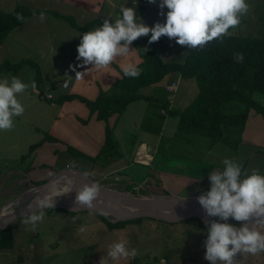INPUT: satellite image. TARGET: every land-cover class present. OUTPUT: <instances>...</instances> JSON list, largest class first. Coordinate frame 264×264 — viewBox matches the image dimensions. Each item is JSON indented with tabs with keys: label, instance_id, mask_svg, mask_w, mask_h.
<instances>
[{
	"label": "rangeland",
	"instance_id": "374dc122",
	"mask_svg": "<svg viewBox=\"0 0 264 264\" xmlns=\"http://www.w3.org/2000/svg\"><path fill=\"white\" fill-rule=\"evenodd\" d=\"M159 3L160 0H156V3H149L148 0H0V9L5 12L14 10L17 4H25L31 8L44 10L46 16L41 22L40 13L36 11L30 19L12 30L0 45V66L6 62L18 64L25 59L32 60L39 66L37 68L32 64H25L18 73L0 72V80L7 78L10 81L12 77H17L29 85L26 91L17 94V100L24 107L23 115L13 118L12 129L0 130V207L14 198L12 195L17 196L31 186L45 182L44 180H48L57 172L56 170L53 174L52 170L48 171L47 165L53 167L55 157L60 154L58 149L51 154L43 155L46 149L54 147V150L59 146L56 142H50L49 138V136L54 137L52 129L60 119L58 111L61 103L57 101L63 97L60 96L63 94V89L67 93L72 88L82 92L85 89L82 85H85L87 75L82 74L81 71L86 66H81L82 61L77 60V46L85 32L74 28L68 19L47 14V11H57L72 16L76 22L84 24L96 18L103 22L105 19L115 22L121 17V6L135 7L137 16L147 26L152 27L157 22L164 23L166 19L168 9L166 7L161 9ZM246 3L249 5V10L241 18V23L234 28V32L248 37H264V0H246ZM150 35L151 33L137 39L144 49L154 50L164 61L181 60V53L186 46L179 45L175 38L169 39L167 36H162L157 42L149 44ZM129 47L130 52L127 56L117 57L114 60L115 67L116 64L134 65L139 51L134 42ZM123 60L126 63L123 64ZM173 79L179 81V85L172 104L169 103L168 106L183 110L197 96L199 85L195 78L187 79L180 75H167L160 82L165 87ZM33 81L36 84L35 88L31 87ZM66 83L67 87H65ZM41 90L46 93L49 90L54 98L58 97V99H40L39 95L43 92ZM148 91L149 88L144 87L143 92L148 93ZM162 96L166 99L169 93L163 90ZM159 108L160 106H155L144 99L132 102L125 112L126 115L121 117L117 125L113 136L116 140L104 144L101 149L104 157L99 162H107L109 157L113 158L114 153L111 164L117 168L113 172L110 169L104 170L105 168L101 169V172L88 170L92 178L121 182L130 190L145 195L168 193L187 197L210 190L211 172L217 170V166L223 169V163L214 160V153H218L216 149L220 148L222 151L227 148L224 146L226 144L229 153L237 150L238 157L242 153L238 142L243 131L238 130L239 126H225L223 138L226 140L222 138L224 142L210 148L207 155L215 167L198 162L199 168H208L207 182L197 178L189 184L182 183L181 177L184 172L182 166L189 158L187 155L198 154L200 158H197L203 160L201 157L204 156V151L197 150L195 142L199 143L200 140L199 148L206 150L209 148L206 144L210 139L202 134L196 136L185 134L178 128V117L170 114L159 115ZM235 135L236 141H234ZM245 137L242 136L243 140ZM143 141L148 143L150 151L160 155L159 161L164 160V157L173 159L174 162L168 164L171 166L170 170H174L169 177L162 179L154 175L155 169H159L157 168L159 164L150 172H146L147 167L143 166L144 164L134 161L135 150ZM37 142L40 147L32 148ZM113 145L116 146L114 151H112ZM147 148L142 147L141 152L144 150L150 153ZM144 152L142 156H145ZM79 154L82 157L84 153ZM222 157L225 159L227 156ZM40 158H43L44 162L38 164ZM148 158L146 156L145 160ZM240 159L238 158L237 161ZM255 160H248L247 166L243 169L249 174L253 169H258L263 175V164ZM85 164L88 165V162ZM92 164L95 166L93 162ZM130 164L134 166L130 167ZM70 165L83 168L76 162H70ZM125 165L128 166L127 169L120 171ZM42 167L44 169H41ZM176 168L178 171L175 172ZM24 218L21 217L12 223L14 247L0 251V264H210L204 259L206 251L204 230L210 225L204 221L205 225H203L196 218L174 223L142 218L138 222L115 228H110L109 224L94 211L44 209L43 220L37 222L35 227L25 224ZM213 219L218 220L217 217ZM227 222L237 227L241 223L231 218ZM82 226L84 231H80ZM121 241H126L127 249L129 251L135 249L137 255L111 259L108 256L110 246ZM235 264H264V252L256 255L239 254L235 258Z\"/></svg>",
	"mask_w": 264,
	"mask_h": 264
},
{
	"label": "clouds",
	"instance_id": "9594fccd",
	"mask_svg": "<svg viewBox=\"0 0 264 264\" xmlns=\"http://www.w3.org/2000/svg\"><path fill=\"white\" fill-rule=\"evenodd\" d=\"M148 2L156 3V0ZM159 7L168 9L164 23L157 22L149 27L137 16L135 7L121 6V17L115 22L105 19L102 25L85 32L77 46V60L82 61L81 66L108 67L117 57L129 54L133 41L149 33V44L167 36L189 49L203 48L208 42L230 35L229 29L237 27L249 10L246 0H160ZM16 19L23 21L24 17L17 13ZM39 19L43 22L45 13L41 12ZM234 59L242 63L243 53H235ZM121 70L126 77L138 78L141 74V69L131 63L122 66ZM28 87L17 77L10 81L7 78L0 80V130L12 129L13 118L23 115L24 107L17 100V94ZM31 87H36L35 81ZM222 163L223 169L214 170L209 176L210 190L198 196L206 216L218 218L207 221L210 226L204 230V259L210 264H235L239 254L264 252V232L256 228L257 224H264V175L258 169H253L250 174L242 171L243 164L232 158L226 157ZM84 175L90 176L91 173L85 172ZM70 191L72 189L60 190V195ZM99 196V184L86 183L76 190L74 204L94 209ZM56 198L55 189L38 196L28 206L24 223L35 227L43 220V210L55 207ZM33 207L39 210L32 211ZM230 218L241 222L240 226L228 223ZM249 221H252L251 227ZM84 230L82 226L80 231ZM136 255L135 249H127L126 241L111 245L108 251L113 260Z\"/></svg>",
	"mask_w": 264,
	"mask_h": 264
},
{
	"label": "trees",
	"instance_id": "16d2710c",
	"mask_svg": "<svg viewBox=\"0 0 264 264\" xmlns=\"http://www.w3.org/2000/svg\"><path fill=\"white\" fill-rule=\"evenodd\" d=\"M36 11L41 13L44 10L23 4H17L14 10L9 12L0 9V45L12 30L32 17ZM17 13L23 15V21L16 19ZM49 13L68 19L74 28L83 32L91 31L103 24L99 18L79 24L72 16L51 10L47 11V14ZM229 33L230 35L222 39L208 42L203 48L189 49L186 46L183 58L176 61H164L154 50L145 51L135 40L133 42L142 57V61L135 65L141 69L138 78L126 77L121 70V77L110 89H101L96 99L91 100L78 94H70L60 98L58 102L78 98L86 103L91 114L97 113V118L106 122L105 144H108L112 141L109 119L115 114L121 116L129 104L135 100L141 98L151 100L140 92L143 87L158 83L167 75L195 78L199 85V92L192 103L183 110L169 109L168 114L178 117V128L182 132L205 135L214 145L224 137L225 126H239L243 130L252 111L261 114L264 118V104L260 101V98L264 97V37L244 36L235 33L234 28H230ZM238 52L243 53L242 63L234 59L235 53ZM14 63H4L0 66V72L16 73L25 64H32L39 68L34 61L28 59L21 60L18 64ZM173 97L174 94H170L169 98ZM49 138L50 142H58L55 137L49 136ZM39 147V142L32 146L34 149ZM69 150L80 155L71 146ZM82 157L97 163L104 156L100 152L96 156L83 154ZM98 214L110 228L124 227L127 223L142 219L113 223L102 214ZM198 220L205 225L201 219ZM14 243L15 238L10 226L0 233V251L13 248Z\"/></svg>",
	"mask_w": 264,
	"mask_h": 264
},
{
	"label": "crops",
	"instance_id": "0c3cea01",
	"mask_svg": "<svg viewBox=\"0 0 264 264\" xmlns=\"http://www.w3.org/2000/svg\"><path fill=\"white\" fill-rule=\"evenodd\" d=\"M184 54H185V51L183 50V52L181 53V59L183 58ZM132 55H134V53H132ZM137 56L138 57L134 60V66L139 64L142 61V57L140 56V54L138 55V53H137ZM113 63H115V62L113 61L108 67H105L102 69H97V68L92 67V66H86L83 69V71H81L82 74L84 73L85 75H87V80L85 82V85H82L85 87L84 92H82L79 89L73 90L74 88H72V90L69 93H67L66 90L63 89V94H61L60 96L65 97L66 95H70V94H78V95L84 96V97L91 99V100L96 99L98 94L100 93L101 89H104V90L110 89L112 87V85L114 84V82L118 78L121 77L120 72H121L122 66H120L119 64H116V67H115L114 66L115 64H113ZM122 63L124 64V63H126V61L123 60ZM19 71H17L16 73H18ZM167 79H169V78H167ZM173 83H176V91L171 92L167 89V86L172 85ZM178 85H179V81H175L173 79V81L170 83H167L165 85V87L162 86V82H158V83H155V84H152L149 86H145V87L149 88L148 93L143 92L144 87L140 90V92L144 96L151 98V100H149L147 98H141V99H144L145 101L150 102L151 104H153L155 106L156 105L160 106V108L158 109L159 115L167 116L168 110L172 108V107H169L168 105H169V103L172 104V102H173V98H169L170 94L173 95L175 92H177ZM163 90H165L169 93V96H167L168 98L166 97V99L163 98V96H162ZM41 91H43V90H41ZM40 94H41V95H39L40 99H50V100L55 99L53 94L49 90L47 93L43 91ZM49 95H51V96L49 97ZM43 97H45V98H43ZM57 99H58V97L55 100H57ZM168 100H169V102H168ZM260 101L264 104V97H261ZM59 103H61V104H59L60 106H59V111H58V116L60 117V119L57 120L58 124L54 127L55 130L52 129V132L54 133V137H56L58 140H60V142H56V144L59 146H56L57 148L54 150H53L54 147L46 149L45 150L46 153H44L43 155L51 154V153H53V151H55L57 149H58L60 154L58 153L59 156L55 157V162L53 161V167L47 165L48 171L52 170L53 174H54L56 172V170L59 171V170L63 169L68 163L70 164V162H74V163L76 162L78 164H81L83 167L81 169H83L85 172H88V170L94 171V172L95 171L101 172V169H104V168H105L104 170L110 169L111 172L115 171L114 169L117 168V166H115L114 164H111L112 159H114V156H113L114 153L112 155L113 158L109 157L107 162L101 161V163L100 162L95 163L92 160L85 158V157H81V155H77L76 153L71 152L69 150V146H71L74 148L75 151H77V153H84L85 155H88V156L98 155L101 152V149L106 142V126H107L106 122L99 120L97 118V113L91 114L90 109L88 108L86 103L82 102L78 98L66 100L64 102H59ZM131 104H132V102L129 104V106ZM125 112L121 116H117V114H115L109 119V126L112 128V140L115 139L113 137L115 132H116L115 130L117 128V125H118L121 117L123 115H126ZM238 130L243 131L242 133H240L241 139L238 142L241 145L240 150L242 151V153L239 155V157H238L237 150H236V152L234 150L233 152L229 153V148L225 144L224 146L227 148H224L222 151H220V148L215 150V151H218V153H216V154L214 153V155H215L214 160H216V162H218V163H222V161L224 160L222 157L223 155L227 156V158L235 159V161H237L238 158H241L237 162L242 163L243 168H245L247 166L246 163H248V160L256 159L255 161L258 160L260 162V164L262 163L263 168H264V118H263V116L259 113H256L255 111H252L244 129L242 130L240 128ZM185 134H187V133H185ZM188 134H192V135L196 136V134H194V133H188ZM198 135H201V134H198ZM244 135L246 136L244 139L245 141L242 138V136H244ZM228 139L230 142V133H229ZM198 140L199 139H197V141ZM223 140L225 141L226 139L223 138ZM223 140H221L217 143L222 144ZM234 141H236V135H235ZM183 143H186V142H183ZM217 143L213 145L211 143V139L208 140L206 145L209 148L204 150V149L199 148L200 147V140H199V143L195 142V144H197L196 149L204 151V156L201 157V159H203V160L198 159V158H200L198 154L195 155L193 153V155H187L189 158H188V160L184 161L183 166H182L183 167L182 170L184 171L183 175L181 177L182 183H184V184L188 183L189 184L191 182H194V180L197 178H202V181L207 182L206 177H207L208 168H204V167L203 168L201 167L202 169L199 168L198 162H202V163H205L206 165H209L211 167H215V165L211 163L212 161L207 157V155L210 151V148H213L215 145H217ZM139 145L140 146L135 150V153H134V156H135L134 161L135 162H137L136 161V154H137V151L139 150L140 147L141 148L142 147H145V148L148 147L147 149H149V152L152 153L154 156V159L150 163V165L149 164L146 165L143 163L144 164L143 166L147 167V168H145L146 172H150L154 168L155 165L159 164L157 166V168L159 167V169H155V174H154L155 176H159L162 179H164L165 177L167 178V177H169V175L171 173H173L174 170H170L171 166L168 165L171 161H173V159H170V157L166 158L163 155V157L165 159L159 161L160 155H157L155 151H150V147H149L148 143L143 141ZM115 148H116V146L113 145V149L111 147L112 151H114ZM233 148H234V146H233ZM205 151H207V152H205ZM220 155H221V158H220ZM42 162H44V160H43V158H40L38 164H40ZM87 162H88V165L85 164ZM92 162L95 164V166L92 164ZM104 164H106V166H103ZM174 164H172V165H174ZM96 166L98 168H95ZM129 166L133 167L134 165L130 164ZM127 167L128 166L125 165L124 167H122L120 169V171H125V169H127ZM217 167H218L217 169L221 170V168H220L221 166H217ZM41 169H44V167H42ZM157 170H159V171H157ZM176 171H178L177 168L175 169V172ZM242 171H245V170L242 169ZM133 180H131V181H133ZM209 187H210V185H209ZM11 189H10V191H11ZM7 193H9V192H7ZM7 193H5V194H7ZM12 196L16 198L18 195L17 196L12 195ZM12 199L9 201H6L3 204V206L6 203L12 201Z\"/></svg>",
	"mask_w": 264,
	"mask_h": 264
},
{
	"label": "water",
	"instance_id": "95a60500",
	"mask_svg": "<svg viewBox=\"0 0 264 264\" xmlns=\"http://www.w3.org/2000/svg\"><path fill=\"white\" fill-rule=\"evenodd\" d=\"M69 173L74 176L71 177ZM84 173L78 165H70L68 163L47 181L31 186L14 200L6 203L4 205L5 208L2 207L4 211H7V215L3 218L0 215V233L7 230L17 219L25 217L26 213L29 212L28 206L32 205L38 196H42L45 192H53L54 189L57 197L54 208L75 212L94 211L102 214L113 223L136 218H152L169 223L198 218L207 223L208 220L216 218L206 216L198 202L200 194L187 197L168 193L145 195L130 190L127 185L122 183L107 179H94L91 176H85ZM70 177L71 179L68 183L56 185L58 181L69 179ZM92 182H97L100 186V196L96 201L97 206L94 209L75 206L76 190L83 184H91ZM67 189H72V191L60 195V190ZM9 205L13 207L9 208ZM7 206L9 207L7 208ZM31 210L38 211L39 209L33 207ZM119 211H125V214L119 215L117 213Z\"/></svg>",
	"mask_w": 264,
	"mask_h": 264
},
{
	"label": "bare ground",
	"instance_id": "6f19581e",
	"mask_svg": "<svg viewBox=\"0 0 264 264\" xmlns=\"http://www.w3.org/2000/svg\"><path fill=\"white\" fill-rule=\"evenodd\" d=\"M142 152H144V151H142ZM141 152V153H142ZM144 153H146V152H144ZM146 154H145V156L143 157V159H146ZM149 157V156H148ZM149 159V158H148ZM147 159V160H148ZM69 175H71V177H73L74 175L73 174H71V173H69ZM71 177L69 178V179H65V180H61V181H58L57 183H56V185L57 184H60V185H62V184H66V183H68L69 181H70V179H71ZM10 206V205H9ZM9 206H7V208L9 207ZM4 208H5V206H3ZM1 208L0 209V215H2L1 217L3 218V217H5L6 215H7V211H4V208ZM13 207V206H12ZM119 215H123V214H125V211L123 212V211H119V212H117ZM249 223V225H252V221H249L248 222ZM256 228H257V230H259V231H261V232H264V224H257L256 225Z\"/></svg>",
	"mask_w": 264,
	"mask_h": 264
},
{
	"label": "built area",
	"instance_id": "2783aa9c",
	"mask_svg": "<svg viewBox=\"0 0 264 264\" xmlns=\"http://www.w3.org/2000/svg\"><path fill=\"white\" fill-rule=\"evenodd\" d=\"M168 90L169 91H176V83H173L172 85H169L168 87ZM51 96V95H50ZM143 154L141 153V147L139 148V150L137 151V154H136V161L137 162H140V163H144V164H150L152 161H153V154H150L146 151V155L147 156H150L148 160H145L143 159L144 156H142ZM10 208V207H9Z\"/></svg>",
	"mask_w": 264,
	"mask_h": 264
},
{
	"label": "flooded vegetation",
	"instance_id": "af4514ba",
	"mask_svg": "<svg viewBox=\"0 0 264 264\" xmlns=\"http://www.w3.org/2000/svg\"><path fill=\"white\" fill-rule=\"evenodd\" d=\"M15 198V197H14ZM14 198L12 200H14Z\"/></svg>",
	"mask_w": 264,
	"mask_h": 264
}]
</instances>
